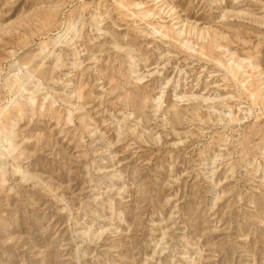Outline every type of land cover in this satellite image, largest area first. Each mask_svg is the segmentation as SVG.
Here are the masks:
<instances>
[{
  "label": "rangeland",
  "instance_id": "374dc122",
  "mask_svg": "<svg viewBox=\"0 0 264 264\" xmlns=\"http://www.w3.org/2000/svg\"><path fill=\"white\" fill-rule=\"evenodd\" d=\"M1 139L0 264H264V0H0Z\"/></svg>",
  "mask_w": 264,
  "mask_h": 264
},
{
  "label": "bare ground",
  "instance_id": "6f19581e",
  "mask_svg": "<svg viewBox=\"0 0 264 264\" xmlns=\"http://www.w3.org/2000/svg\"><path fill=\"white\" fill-rule=\"evenodd\" d=\"M59 38H60V37H59ZM60 39H61V38H60ZM57 43H58V42H57ZM57 43H56V44H57ZM24 83H25V82H24ZM0 141H2V139H1ZM0 149H1V148H0ZM3 152H4V151H3ZM4 153H5V152H4Z\"/></svg>",
  "mask_w": 264,
  "mask_h": 264
}]
</instances>
